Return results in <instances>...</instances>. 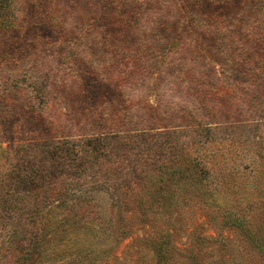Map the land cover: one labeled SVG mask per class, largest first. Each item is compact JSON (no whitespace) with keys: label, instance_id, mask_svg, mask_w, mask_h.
Segmentation results:
<instances>
[{"label":"rangeland","instance_id":"rangeland-1","mask_svg":"<svg viewBox=\"0 0 264 264\" xmlns=\"http://www.w3.org/2000/svg\"><path fill=\"white\" fill-rule=\"evenodd\" d=\"M143 1L136 17L134 0H9L14 24L0 33V101L11 107L0 117V264H15L22 248L31 255L16 264H154L145 234L152 241L165 233L176 244L169 264H193L189 254L200 264H264L247 238L264 244V46L249 23L258 13L222 19L220 46L180 22L187 36L174 45L182 0ZM117 108L124 119L107 123ZM115 130L119 139L130 134L126 159L109 171L103 165L91 185L85 174L81 190L91 200L79 204L71 196L79 186L64 181L69 169L47 148L95 136L110 151ZM158 145L169 165L173 156L172 165L195 160L203 200L172 206L161 197L171 189L151 184L157 196L144 200L142 173L154 166L145 149ZM47 161L51 188L63 193L27 198L17 172L40 173ZM117 183L136 192L127 205L114 201ZM229 215L240 229L227 225Z\"/></svg>","mask_w":264,"mask_h":264},{"label":"trees","instance_id":"trees-1","mask_svg":"<svg viewBox=\"0 0 264 264\" xmlns=\"http://www.w3.org/2000/svg\"><path fill=\"white\" fill-rule=\"evenodd\" d=\"M173 1L177 2V0ZM143 2V0H134L132 4L128 5V7L130 8H132L133 4L138 5L137 7L132 8V11L136 13V17L142 14L143 5H141L140 3ZM8 3L9 0H0V33L4 34H8L14 24L12 18L13 16H11L13 14ZM125 4L126 3H124V5ZM158 5L159 4H156L152 8L154 11L160 13L162 11V8L160 5L159 10H157ZM182 6L181 18L179 19L178 23L171 28L176 33L173 40L174 42H172L171 44L179 45L180 37L182 39V37L187 36L186 32L183 31L184 27L181 26L180 28L179 24L180 22L189 21L191 26L188 29H192L194 31V34L192 36H196V34L200 33H202L203 35H209L208 40L214 39L215 44L220 46L224 42H226V40L223 38L222 26H220L222 24V19H227L229 23L235 22V19L240 21L242 17H249L250 15H246L248 13L252 14V11L256 10L258 15H254V20L252 22H249L251 25L250 29L257 31L260 34V38H258V44L264 46V0H242L239 3L234 0H182ZM168 8L172 10L171 6H169ZM223 15H225V17H221ZM164 24L167 25V23ZM166 25L161 26V28H165ZM210 27H212L213 30H216V27L217 29L220 28L218 29L219 37L215 36V33H208V30L211 29ZM250 43L253 45H257V40ZM262 56L264 57V53H262ZM251 58L255 57L251 56ZM3 103H5V98L0 101V117L1 119H6L11 113V107L8 106L4 108L2 106ZM9 104L11 105V101H9ZM121 111L122 108H117L113 113L108 114L109 119H106L107 123H110V117H115L116 114L117 118L120 117V119H122L123 117L124 119V114ZM117 118L115 117L114 121H116ZM114 124L115 122H113L112 125L114 126ZM121 132L122 131L115 130L112 132L111 137H113L114 139H119L121 138L119 136ZM125 135L126 136L124 137L122 136L124 139H119L120 141L118 140V142H114V144L111 145L110 151H105V144H103L100 138L95 136H90L85 141V143H82L80 145V147L75 146V144L72 143L70 148L69 145L64 141L57 143L54 142L48 146L47 151L50 152L54 157V162L60 163L63 170L69 169L70 171L69 176H67L66 179L64 178V181L70 180L72 183L79 186L78 190H74L72 192V199L74 198V200L78 201L79 204L82 203V200H91V196L86 195L81 190V187H86L83 186L86 183L84 182L85 174L88 175L89 179L87 178V181L90 182L89 184L91 185V183H94L98 178V176H96L97 172L101 170L103 165L105 166V170L109 168V171L111 167L124 162V159H126L125 154L130 149L132 143L131 137H129L130 134L126 133ZM154 147L155 149H152V147H146L144 153L147 162H151L154 165L152 170H146L144 173H142V176L146 180V182L144 183L146 188V195L144 200H147L148 197L155 198L157 196L156 192L152 194L148 192L150 189V184L152 187H156L157 190L166 191L165 187L170 188L171 192L169 194H162L161 197L163 198V196H165V199L167 200L169 205L172 206H179V204L181 203H185V205H188L186 203L188 198H192L193 200H203V198L205 197V190L202 186L204 175L196 171L197 163L195 162V160H189L188 165L183 167L182 165H172L174 162L177 163L176 161H174V159H176L177 157L173 156L170 158V162H172V164L169 165L165 160L159 159L158 152L160 150H163V147L161 145ZM125 150L127 151L125 152ZM5 152L6 149L0 146V154L3 155L5 154ZM18 157V160L21 162V158L23 157V155H19ZM50 165L51 162L47 161L45 163V169H43V171H41L40 173L34 172L33 174L27 175L25 177L23 176L22 171H18L17 173L20 177V180L17 181L18 190L26 192L27 198H29L30 195L35 196V193H38L39 191L40 195L42 193L47 194L49 192L63 193V190H60L57 186L55 187V189L51 188L52 185L50 184H52V182L47 173L48 171H50ZM112 172L110 174L111 177ZM175 177L178 179H174ZM82 179L83 181H81ZM41 190L44 191L41 192ZM85 190H91V188ZM112 190L113 197L114 195H117L116 197L119 199L117 200L116 198H114L115 203L119 202V204L122 203V205H127L128 202H130V200L135 198L136 196V192H134L132 187H126L125 184L122 183H117L116 186L112 188ZM124 193H126L127 195ZM126 196L129 197V200L127 201H125ZM50 208H58V206L54 207L51 205L50 207H47V209ZM39 213H41V211H39ZM226 221L228 226H234L237 229H240L242 226V221L232 215L227 216ZM225 223L226 222H224V224ZM130 233V228H128L127 231L125 230L124 232H122V239H125L127 236H129ZM150 235L151 234H145L144 241L145 243L151 242L150 247L152 248L155 257L154 264H169V262L172 260L171 252L176 247V244L171 242L170 240L171 235L169 233H165L162 234V236L158 240L155 239L152 241L149 240ZM35 236H38L37 231ZM247 238L251 239V245H253L257 251H260L264 254V244L261 243V240H257L256 238H254L251 233H247ZM204 240L205 239L201 240L200 238L199 242H202ZM189 248L190 246H186L184 249L187 251L189 250ZM30 253L31 250L29 248H22L21 251L16 252L14 259L15 264L18 263V261H26L30 257ZM189 257L191 258L193 264H200L199 261H196L198 260L196 256H191V254H189Z\"/></svg>","mask_w":264,"mask_h":264}]
</instances>
